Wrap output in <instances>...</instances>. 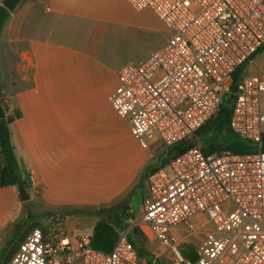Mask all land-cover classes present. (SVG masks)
<instances>
[{
	"label": "built area",
	"instance_id": "built-area-1",
	"mask_svg": "<svg viewBox=\"0 0 264 264\" xmlns=\"http://www.w3.org/2000/svg\"><path fill=\"white\" fill-rule=\"evenodd\" d=\"M124 1L134 11L150 10L170 37L119 68L111 105L142 148L150 140L165 150L195 145L165 154L147 174L141 215L127 220L109 252L93 249L90 235H70L63 218L51 215L17 243L7 264H147L128 239L133 225L168 250L172 264H264V78L242 76L229 118L253 152L204 153L195 135L229 92L230 75L264 48V0ZM200 218L211 229L191 261L172 231L197 233Z\"/></svg>",
	"mask_w": 264,
	"mask_h": 264
},
{
	"label": "crops",
	"instance_id": "crops-1",
	"mask_svg": "<svg viewBox=\"0 0 264 264\" xmlns=\"http://www.w3.org/2000/svg\"><path fill=\"white\" fill-rule=\"evenodd\" d=\"M9 12L0 34V98L11 118L17 161L21 158L29 176L36 177L25 180V190H46L56 202L93 204L102 179L108 184L150 167L148 174L165 161L167 150L153 140L130 168L116 167L109 151L115 145L109 111L115 112L117 71L163 48L170 37L142 52L148 30L165 29L150 10L134 11L124 0H19ZM114 52L123 56L115 66L109 60ZM247 64V72L264 78V48ZM147 174L141 186L125 190L127 195L138 189L142 201ZM14 190L3 187L0 194L13 197ZM77 195L87 197L77 200ZM68 218L63 220L71 233Z\"/></svg>",
	"mask_w": 264,
	"mask_h": 264
},
{
	"label": "rangeland",
	"instance_id": "rangeland-1",
	"mask_svg": "<svg viewBox=\"0 0 264 264\" xmlns=\"http://www.w3.org/2000/svg\"><path fill=\"white\" fill-rule=\"evenodd\" d=\"M1 2V0H0ZM169 33L166 29L160 31H150L148 30L147 35L145 36L144 47L142 52L147 51L150 53L152 49L160 47ZM109 60L112 65H116L117 62L123 58V56L117 52L112 53ZM247 64L244 68V75H251L252 73L247 72ZM113 80H110V83L106 84V88L103 90L105 93L112 86ZM3 105H5L3 103ZM111 116V123L113 125L112 140L115 142L113 147H109V151L113 159L111 162L117 167L120 165L122 169L125 167L130 168V161H134V157L139 154H144V149L142 148L137 140L131 135L129 125L126 121L120 119L113 110L109 111ZM202 145V143H201ZM159 159V157H158ZM158 163V161H157ZM128 164V166H127ZM156 165V164H155ZM20 168V166H19ZM150 167H146L143 170V173H140L139 176L136 174H130L124 179L120 177H115L113 182L105 183L106 180H101V190L96 194V203H66L63 201H54L52 200V195H48L46 190H25L27 198L21 200L19 198L17 190H14L13 197L5 196V193L0 194V232H1V243L0 251L7 243L10 242V245L6 248V252H13L18 242H20L28 231L43 222L45 218L51 215L58 216L60 218L69 217L73 232L70 235H77L78 233H90L92 230V220L96 219L95 216L89 213L93 208H104L114 206L116 204H129L132 212L133 219L140 217V205H141V191L134 190L131 194L125 190H133V188L141 186L142 180L149 171ZM21 170V168H20ZM27 173H29L27 171ZM21 174L22 170H21ZM30 174V173H29ZM23 180L24 175H21ZM33 178V179H32ZM28 180L36 181L35 175L29 176ZM27 180V181H28ZM16 189V187H15ZM128 196V198H127ZM79 197L85 199L87 196H74L75 199L79 200ZM53 201V202H52ZM91 204V205H89ZM199 229L197 233L189 234L184 230H173L172 235L177 239L184 238L190 242V245H198L204 235L210 231L211 227L208 224H205L202 218L198 220ZM127 225H130V222H127ZM138 230V228L133 225L130 228L129 234ZM139 231V230H138ZM140 233V232H139ZM142 248L147 253L148 258L152 261H158L160 264H172L173 256L166 250L161 247L160 244L153 240L152 238H146L143 235H138ZM183 241H179V246H183Z\"/></svg>",
	"mask_w": 264,
	"mask_h": 264
},
{
	"label": "trees",
	"instance_id": "trees-1",
	"mask_svg": "<svg viewBox=\"0 0 264 264\" xmlns=\"http://www.w3.org/2000/svg\"><path fill=\"white\" fill-rule=\"evenodd\" d=\"M2 2L0 3V34L10 13L2 6ZM250 60L251 58L237 67L230 75L229 92L224 95L215 114L195 132V135L202 143L204 153L230 151L234 154H245L254 151L252 145L235 135L229 125L233 93L243 76L246 64ZM0 103L6 111V106L3 105L1 98ZM10 123V117L0 119V188H17L21 184L25 189L26 181L21 177L19 163L10 140ZM193 145H195V141L180 142L167 149L166 156L172 158ZM262 151H264V136H262ZM128 210L129 208L125 204L92 210V213L99 217L93 226L90 236V244L93 249L104 253L111 250L117 239L118 232L127 226L129 218H133ZM138 235L142 234L138 230H134L129 234L128 239L137 251L139 258L147 264H160V262L152 261L148 258L147 253L141 246ZM9 245L10 242L6 246L8 247ZM7 247L4 246L0 251V264H7L13 253H7ZM180 251L189 260H195L194 245L184 244L180 247Z\"/></svg>",
	"mask_w": 264,
	"mask_h": 264
},
{
	"label": "water",
	"instance_id": "water-1",
	"mask_svg": "<svg viewBox=\"0 0 264 264\" xmlns=\"http://www.w3.org/2000/svg\"><path fill=\"white\" fill-rule=\"evenodd\" d=\"M17 1L18 0H3L2 6L7 11H11ZM3 118H5V110H4L3 106L0 103V119H3ZM18 163H19V166H20V168L22 170V173L24 175V178L26 180H28L29 174L27 173L26 169L24 168V164H23V161H22L21 158L18 159ZM17 192H18L19 198L21 200H25L27 198V195L25 194V190H24V188H23V186L21 184H19L17 186Z\"/></svg>",
	"mask_w": 264,
	"mask_h": 264
}]
</instances>
